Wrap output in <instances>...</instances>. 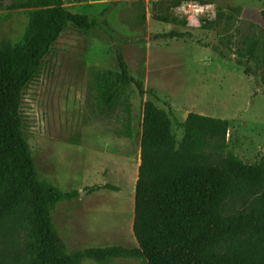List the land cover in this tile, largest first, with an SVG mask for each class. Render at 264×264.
I'll list each match as a JSON object with an SVG mask.
<instances>
[{"label": "trees", "instance_id": "obj_1", "mask_svg": "<svg viewBox=\"0 0 264 264\" xmlns=\"http://www.w3.org/2000/svg\"><path fill=\"white\" fill-rule=\"evenodd\" d=\"M89 0H0V28L13 11L28 16L16 42L0 35V264H264V155L250 163L230 149L227 119L189 112L181 141L174 114L154 100L143 105L133 230L138 247L90 246L69 251L54 222L57 204L80 195L40 175L25 137L24 92L64 31L90 32L100 21L65 4ZM184 0H156L153 17L189 25L173 10ZM202 5L214 0H196ZM240 6L217 7L200 27L217 30L211 47L244 67L264 87V29H240ZM264 15V12L262 13ZM104 22H108L104 19ZM171 30L156 39L185 38ZM120 79L110 103L130 81L158 98L117 53ZM116 190L112 184L90 187Z\"/></svg>", "mask_w": 264, "mask_h": 264}, {"label": "rangeland", "instance_id": "obj_2", "mask_svg": "<svg viewBox=\"0 0 264 264\" xmlns=\"http://www.w3.org/2000/svg\"><path fill=\"white\" fill-rule=\"evenodd\" d=\"M154 1L66 3L70 12L87 14L100 25L90 32L73 27L64 31L24 92L25 137L40 175L64 191L80 192L57 204L54 213L59 237L69 251L138 247L133 230L135 172L146 100L173 112L178 141L185 135L181 123L189 112H196L227 119L236 135H231L230 149L245 161L254 163L264 155V87L245 74L243 66L213 51L217 30L200 27L201 19L215 18L217 7L240 6V29H264V0H214L209 5L184 0L173 14L188 21L186 26L155 19ZM27 22L26 12L13 11L0 28L1 37L18 41ZM171 30L187 35L160 40L154 36ZM119 51L131 74L157 99L148 93L140 96L128 81L108 103L121 76ZM107 183L116 190L89 189Z\"/></svg>", "mask_w": 264, "mask_h": 264}, {"label": "crops", "instance_id": "obj_3", "mask_svg": "<svg viewBox=\"0 0 264 264\" xmlns=\"http://www.w3.org/2000/svg\"><path fill=\"white\" fill-rule=\"evenodd\" d=\"M262 90V88H260V87H257L256 88V91H261ZM233 134V136H236L235 135V133H234V131H233V125L232 124H230V126H229V130H228V134H227V141H228V144L230 143V138H231V135ZM238 138H240L239 136H237V138L236 139H238ZM230 145V144H229ZM137 169H139V164H140V149H139V152H138V154H137ZM136 169V170H137ZM135 179H136V182H137V179H138V172H137V174H136V172H135Z\"/></svg>", "mask_w": 264, "mask_h": 264}]
</instances>
